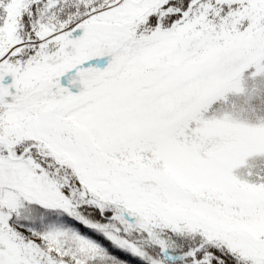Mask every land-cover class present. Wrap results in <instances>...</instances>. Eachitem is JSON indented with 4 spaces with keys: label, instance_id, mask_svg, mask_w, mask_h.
Listing matches in <instances>:
<instances>
[{
    "label": "snow or ice",
    "instance_id": "obj_1",
    "mask_svg": "<svg viewBox=\"0 0 264 264\" xmlns=\"http://www.w3.org/2000/svg\"><path fill=\"white\" fill-rule=\"evenodd\" d=\"M0 264H264V0H0Z\"/></svg>",
    "mask_w": 264,
    "mask_h": 264
}]
</instances>
